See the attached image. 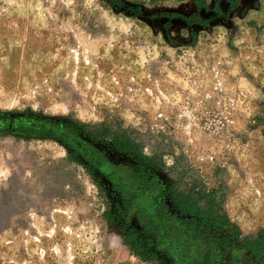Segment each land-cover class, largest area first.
Instances as JSON below:
<instances>
[{"label": "rangeland", "instance_id": "rangeland-1", "mask_svg": "<svg viewBox=\"0 0 264 264\" xmlns=\"http://www.w3.org/2000/svg\"><path fill=\"white\" fill-rule=\"evenodd\" d=\"M121 1L0 0V264L248 259L197 235L173 192L245 236L264 229V10ZM114 134L154 160L153 178ZM122 225L159 261L134 256Z\"/></svg>", "mask_w": 264, "mask_h": 264}, {"label": "trees", "instance_id": "trees-1", "mask_svg": "<svg viewBox=\"0 0 264 264\" xmlns=\"http://www.w3.org/2000/svg\"><path fill=\"white\" fill-rule=\"evenodd\" d=\"M108 1L114 7L123 3L121 0ZM212 1V7H209L206 0H193V4L198 11L204 10L206 13H215L217 16L222 15L224 12L220 6V0ZM225 3L228 5V11L234 10L237 6L236 0H225ZM195 19L203 28L209 25L207 20L198 17ZM66 126L77 132L85 133L93 140L99 139V129L87 131L88 126L81 123H70ZM101 132H105V130ZM112 147L116 152L132 158L142 170L148 171L151 178L154 177L156 170L154 160L145 156L133 139L125 136V134H114ZM170 198L179 215L185 217V222H188L191 227L195 226L197 235L206 236L209 234L206 238L207 242L216 250L224 249L226 252L235 250L247 253V260H240V262H234L233 264H264V229L259 230L254 236H245L240 228L233 224L226 215L217 214L211 207L203 210L188 198H183L174 192L170 193ZM115 212L120 213L121 207L116 205ZM113 218V215L109 216V223L113 221ZM120 238L129 247L132 254L141 258L142 261L149 263L159 261L155 250L151 249L150 243L139 238L133 228L122 225Z\"/></svg>", "mask_w": 264, "mask_h": 264}, {"label": "crops", "instance_id": "crops-1", "mask_svg": "<svg viewBox=\"0 0 264 264\" xmlns=\"http://www.w3.org/2000/svg\"><path fill=\"white\" fill-rule=\"evenodd\" d=\"M238 3L240 5L239 6L240 9H242L244 11V13L245 12L248 13L249 12L248 10H254V11L251 12V13H253L255 15L254 19L256 18L257 15H259L260 12H262V10H264V0H238ZM245 3L247 4V8L246 9L242 8L243 6H241V5H244ZM249 3H250V6H249ZM251 5L253 7H251Z\"/></svg>", "mask_w": 264, "mask_h": 264}, {"label": "flooded vegetation", "instance_id": "flooded-vegetation-1", "mask_svg": "<svg viewBox=\"0 0 264 264\" xmlns=\"http://www.w3.org/2000/svg\"><path fill=\"white\" fill-rule=\"evenodd\" d=\"M236 1H237V5H238V4H239V3H238V0H236ZM224 3H225V2H224ZM225 5H226V9H225V10L228 11V5H227L226 3H225ZM220 6H221V5H220ZM222 10H223V12H224V9H222ZM231 11H232V10H231ZM228 12H230V11H228ZM125 204H128V203H125ZM156 208H158V206H157Z\"/></svg>", "mask_w": 264, "mask_h": 264}]
</instances>
